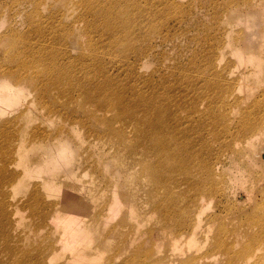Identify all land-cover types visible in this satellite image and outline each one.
<instances>
[{
    "label": "bare ground",
    "instance_id": "obj_1",
    "mask_svg": "<svg viewBox=\"0 0 264 264\" xmlns=\"http://www.w3.org/2000/svg\"><path fill=\"white\" fill-rule=\"evenodd\" d=\"M196 1L191 0L190 6H195ZM130 2L131 0H0V264H99L97 256H88L92 255L89 246L87 250L85 247L80 250L87 239V232L84 231V224L87 222L82 220L83 213L77 216L75 211L64 213V209L57 210L56 212L62 213L50 215V218L48 211H43L35 218L38 227L46 225L49 219L53 221V226H60V240L68 250L62 261H58L60 256L52 244H38L39 247L23 249L21 244L24 232L18 226L16 216V212L21 209L18 205L23 200L17 197L14 202L11 201L7 191L21 185L29 186L31 197L29 200L27 197L26 201L27 206L32 209L42 204L53 210L54 201L41 199L38 192L41 188H45L48 194H57L64 199L57 202V209L62 208L60 203L75 198L73 193L78 185L75 177L72 176L74 179L68 187L56 174L64 165L71 164L73 152L67 143L56 140H62L59 138L61 133L82 134V130L83 136L89 139L86 131L89 120L93 117L90 103L95 100L98 107L109 105L105 99V96L108 98L106 85L100 81L96 82L89 69V59L99 53L92 31H97L98 38L105 44L108 41L107 34L112 31L107 30L111 21L117 20L125 30L123 23L127 21L122 18L120 23L118 18L122 16L117 13V9L127 13ZM260 2L264 6V0ZM242 4L245 2L242 1ZM155 5L168 9L173 5L178 8L180 3H174V0H159ZM236 5L237 1H232V6ZM216 9L217 12L220 11V7L217 6ZM74 10L79 11L75 19L72 18ZM95 20L101 23L98 24ZM140 21L147 25L149 17L143 13ZM179 21L181 20H177ZM228 26L221 25L219 29L228 31ZM168 30L170 28L166 29V33H169ZM113 31L117 34L116 25ZM154 32V29L146 32V47L143 51L138 50L137 59L144 56V51L146 56L151 48L161 43L163 36H166L162 31ZM154 38H158L159 43H152ZM117 40V37H111V43ZM263 49L264 47H261L260 53ZM234 52L239 63L246 60L254 64L256 69L252 70L255 77L264 71V55L251 53L245 56L238 49ZM215 53L216 49L213 48L209 66L208 62H205L211 70H218L215 65ZM221 58L222 54L218 52L217 60ZM140 59L142 58L137 60L138 63ZM229 74L243 80L245 72L235 69ZM218 75L221 84L210 83L205 86L209 91L206 92L207 101L205 97H199V101L189 109L171 112L170 116L180 123L184 121L195 125L209 109L225 124L229 119L232 120L231 117L228 118V112L233 107L229 105L231 100L236 98L232 89L234 87L226 83L219 70ZM229 83L231 84L230 81ZM143 87L138 83L134 85V111L131 113L130 109L126 113L132 123L131 129L134 133L138 130L137 138L140 140L135 141L138 142L140 152L133 153L135 150L131 148L129 140H122L121 143L128 149V154H139L135 161L143 166L147 173L143 183L146 196L137 197V200L140 205L158 212L159 223L152 227L151 232L156 230V235L161 241L160 250L156 253H162L158 252L156 255L151 252L152 257H148L146 261L144 258L130 257L128 264H264V246L257 243L237 245L239 236H243L247 231L252 237V242L259 236L264 239V186H259L264 171L253 170L256 164L245 162L248 156L245 150L254 148V142L260 139L264 132L263 122L257 125L258 119L255 118L263 100L252 101V106L244 110V113L248 112L249 115L244 119L243 113L239 121L241 129L244 130L243 139L233 140L228 148L235 147L231 157L244 160L252 174L249 187L243 185L246 177L242 175L231 177L233 184L247 193L253 191V198L256 193L257 197L261 196L255 199L248 211L236 212L240 219H247L249 223L259 226V231L250 232V224L246 222L242 223L247 225L244 229L225 227L219 215L223 209L219 212L209 210L211 200L224 193V187L218 180L221 168L220 153L215 151L208 157L209 146L205 140L194 149L191 145L193 142L186 140L187 130H181L180 125L171 132V136L163 138V117L168 108L175 104L174 96L169 100L168 95L159 93L158 86ZM241 87H244L242 81L238 88ZM212 95L217 100L216 104L209 101ZM115 96L114 93L113 98L117 100ZM238 101H241L240 97L236 99V102ZM201 106L206 109L200 111L201 116L196 118L195 114ZM216 106L220 110L217 111ZM107 111L115 113L113 108ZM54 120L62 123L54 129H46L44 124ZM31 150H35L33 154H29ZM200 151L205 152L200 155ZM231 162L237 168L236 164L239 162ZM261 163H264V150L261 152ZM178 172L184 174V182H178L173 177ZM70 173L72 172H66L67 175ZM29 176L35 177L30 183ZM184 183L189 188H194L193 198L190 197L188 202H184V198L178 201L182 194L180 188ZM170 185L177 188L169 190ZM235 191L228 189V193ZM240 200L244 201L245 198ZM81 202L86 203L89 200L83 198ZM21 211L18 213H23ZM260 211L263 212L262 215ZM78 224L80 232L76 230ZM219 255L223 256L224 260Z\"/></svg>",
    "mask_w": 264,
    "mask_h": 264
},
{
    "label": "rangeland",
    "instance_id": "obj_2",
    "mask_svg": "<svg viewBox=\"0 0 264 264\" xmlns=\"http://www.w3.org/2000/svg\"><path fill=\"white\" fill-rule=\"evenodd\" d=\"M157 1L159 0H131L127 13L119 12L117 9V13L122 17L114 16L120 20V23H122V18L127 21L123 23L126 29L124 30L117 20L111 21L107 30L112 29V31L107 34L108 41L105 44L100 37L98 38L99 33L92 31L99 53L89 59V69L96 82L100 81L104 86L106 85L108 98L105 96V99L109 105H99L103 108L101 109L95 100L90 103L93 108V117L89 120L87 131L85 130L89 139L83 136L84 130H82V134L61 133L59 138L62 140H56L67 143L73 152L71 164L64 165V168L59 169L56 174L68 187L74 179L72 176L75 177L78 182L73 193L75 198L60 203L62 208L57 209V202L64 199L57 194H48L45 188H41L38 191L41 199L54 201L53 210L42 204L32 209L27 206L26 201L27 197L28 200L31 197L29 186L21 185L19 188L8 189V197L11 201L14 202L17 197L23 200L18 205L21 207L18 212L22 210L23 213L16 212L18 226L24 232L21 244L24 246L23 249L36 248L39 247L38 244L46 246L52 244L57 248L58 256H60L58 261H62L68 250L60 240V226H53V221L49 219L46 225L38 227L35 218L43 211L45 213L48 211L50 218V215L62 213L56 212L57 210L64 209V213L75 211L77 216L83 213L82 220L87 222L84 224L87 239L80 250H87L89 246L92 255L88 256H97L99 264H128L130 257L144 258L146 261L148 257H152L151 252L156 253L160 250L161 241L156 235V230L154 233L151 232L152 227L154 228L156 223H159L158 212L140 205L137 200V197L146 196V191L143 192V183L147 173L143 166L135 161L139 154H128V149L126 150L121 143L122 140H129L131 148L135 150L133 153L140 152L138 142L135 141L140 140L137 138L138 130L136 129L134 133L130 126L131 120L126 114L130 109L131 113L134 111L133 91L136 83L142 84L143 88L158 86L159 93L168 95L169 100L174 96L175 104L168 108L163 117L165 119L162 123L163 138L171 136V132H174L180 125L181 130H187L186 140L193 142L191 145L194 149L206 141L209 146L208 157L215 151L220 153L221 168L218 180L224 187V193L211 200L209 210L219 212L223 209L219 215L225 227L234 226L244 229L247 225L242 223L246 222L250 224L248 229L250 232L259 231V226L249 223L247 219H240L236 214L237 210L251 209L255 199L261 196L257 197L256 193V197L253 198V191L247 193L233 184L231 177L242 175L246 177L243 185L249 187L252 174L248 171L250 168L245 165L244 160L240 159V161L231 157V152L235 147L228 148L234 142L233 140L243 139L244 130L241 129L239 121L244 110L252 106L250 103L256 99L263 100L259 113L255 115L258 119L256 122L258 125L262 121L264 125V71L255 77L252 70V68L256 69L254 64L246 60L239 63L233 54L234 50L238 49L245 56L251 53L258 55L261 47H264V6L260 0H236L235 7L232 6V1L235 0H197L195 6H190L191 0H174V3H180L179 7L173 5L166 9L156 6ZM242 1L245 4H242ZM217 6L220 7L219 12H217ZM78 12V10L73 11V19ZM143 13L149 17L147 25L140 21ZM177 20L181 21L177 22ZM95 22L101 23L98 20ZM115 25L117 34L113 31ZM221 25H229L228 31L220 30ZM167 28H170L169 33H166ZM152 29L156 31L154 33L162 31V34L166 33V36H163L161 43L158 42V38H154L152 43L159 44L152 47L146 56V51H144V56L139 57L142 59L138 63L137 52L139 49L143 51L146 47L145 34ZM112 36L118 39L114 43H111ZM213 48L216 49L215 65L225 77L226 83L234 88H238L241 81L244 85L238 90L232 88L236 97L229 104L233 106L228 112V118L231 117L232 120L229 119L225 124L221 122L220 117L216 118V115L207 109L201 123L195 125L184 121L180 123L170 116L171 112L189 109L191 105L199 101V97H205L207 101L206 92L209 91L205 86L210 83L221 84L218 70H211L208 67ZM218 52L222 54L219 61L217 60ZM260 54L264 55V49ZM235 69L245 72L243 80L229 74ZM114 93L117 100L113 98ZM238 97L241 101L236 102ZM244 98L245 102H243ZM209 101L217 103L213 95L209 97ZM111 108L115 113L107 111ZM205 109L206 107L201 106L195 117L201 116L200 111ZM216 110H220L218 106ZM248 115L249 113L245 112L244 119ZM61 123V121L54 120L49 123L50 125L46 123L44 126L50 130ZM175 141L185 142L184 140ZM262 141L264 142V132L260 139L254 142V148L251 147L249 151L245 150L248 155L245 162L256 164L253 170L258 172L264 171V163H261V152L264 150V146L261 145H264ZM34 151L31 150L29 154H33ZM203 152L205 151H200L199 154ZM199 154L197 155L200 156ZM234 160L240 161L236 164L237 168L231 162ZM243 167L247 168L243 169ZM67 171L72 173L67 175ZM173 177L178 182H184L186 179L182 172L174 174ZM34 178L29 176L28 179L27 177L29 183ZM185 183L180 188L182 194L178 201L184 198V202H188L190 197L193 198L194 188H189ZM260 185L264 186V176ZM170 186L169 190L177 188ZM228 187L236 191L228 193ZM243 197L245 200L241 201ZM77 198L78 200H74ZM83 198L89 202L80 203ZM260 214L262 215L263 212L260 211ZM77 227L76 230L80 232L79 224ZM238 241V246L242 243L248 245L257 243L264 246L262 236L252 242L248 231L243 236L240 235ZM158 252L162 253V251ZM219 257L223 259V256L219 255Z\"/></svg>",
    "mask_w": 264,
    "mask_h": 264
}]
</instances>
